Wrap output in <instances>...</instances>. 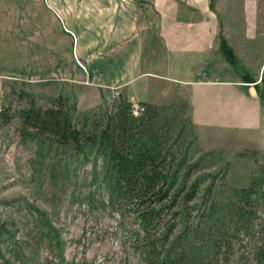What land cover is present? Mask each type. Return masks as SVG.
<instances>
[{
  "label": "rangeland",
  "instance_id": "374dc122",
  "mask_svg": "<svg viewBox=\"0 0 264 264\" xmlns=\"http://www.w3.org/2000/svg\"><path fill=\"white\" fill-rule=\"evenodd\" d=\"M67 3L0 0V109L6 107L10 114L7 122L0 121V264H145L139 239L126 233L136 222L129 218L123 223L118 202L108 201L99 158L94 165L91 155L20 132L17 110L26 101L18 96L19 89L45 106L60 83L72 77L71 65L85 70L75 55V33L71 31L72 36L62 25L61 5ZM115 100L116 93L110 94L93 111L108 108ZM155 104L174 129L167 145L175 154L185 148L187 161L196 163L186 184L200 177L195 197L187 202V231L178 241L183 257L179 263L165 264H253L264 232V200L258 205L257 224L246 237L239 234L229 245L211 249L215 219L207 216L201 195L205 200L222 198L251 178L264 190V182L258 181L264 176V152L239 150L247 142L235 130L234 135L214 138L203 126L207 134L200 133L202 141L217 145L214 150L201 147L183 98ZM81 118L74 112L75 121ZM181 221L178 213L176 228ZM225 236L218 240L225 242Z\"/></svg>",
  "mask_w": 264,
  "mask_h": 264
},
{
  "label": "crops",
  "instance_id": "0c3cea01",
  "mask_svg": "<svg viewBox=\"0 0 264 264\" xmlns=\"http://www.w3.org/2000/svg\"><path fill=\"white\" fill-rule=\"evenodd\" d=\"M60 11L85 70L71 65L56 93L79 115L114 93L183 98L199 146L217 145L201 132L236 133L247 142L239 150L264 152V0H68Z\"/></svg>",
  "mask_w": 264,
  "mask_h": 264
},
{
  "label": "trees",
  "instance_id": "16d2710c",
  "mask_svg": "<svg viewBox=\"0 0 264 264\" xmlns=\"http://www.w3.org/2000/svg\"><path fill=\"white\" fill-rule=\"evenodd\" d=\"M224 46L235 65L231 49ZM18 96L26 101L17 110L23 136H44L50 142L66 144L82 156L91 155L94 165L99 158L108 201L118 202L123 223L129 218L136 222L126 233L139 239L138 251L144 263H179L183 254L179 253L182 249L178 241L188 227L187 202L195 197L200 177L186 184L196 163L187 161L185 148L175 154L167 145L174 129L157 104L137 101L141 109L134 114L133 101L118 94L110 107L92 111L90 117L77 122L75 102L66 96L56 94L45 106L36 104L33 95L23 89H19ZM9 118L7 108H1L0 121L5 123ZM256 180L251 178L247 185L230 188L222 198L205 200L201 195L207 216L215 219L211 228L215 235L209 239V248L227 246L234 237H246L253 230L260 199L264 200V190H259ZM258 181L264 182V176ZM208 186L202 192L204 196ZM177 207H181L179 211ZM178 213L183 222L176 228ZM222 236L225 242L218 240ZM260 237L253 264H264V232Z\"/></svg>",
  "mask_w": 264,
  "mask_h": 264
},
{
  "label": "built area",
  "instance_id": "2783aa9c",
  "mask_svg": "<svg viewBox=\"0 0 264 264\" xmlns=\"http://www.w3.org/2000/svg\"><path fill=\"white\" fill-rule=\"evenodd\" d=\"M68 32H70V33L72 34V36H73V33H72L71 31H68ZM132 101H133V100H132ZM140 109H141V106H140L137 102L133 101V102H132V112L135 114V113H137Z\"/></svg>",
  "mask_w": 264,
  "mask_h": 264
}]
</instances>
